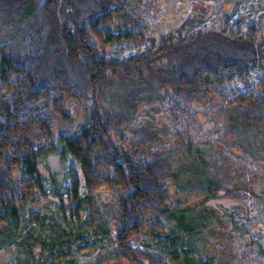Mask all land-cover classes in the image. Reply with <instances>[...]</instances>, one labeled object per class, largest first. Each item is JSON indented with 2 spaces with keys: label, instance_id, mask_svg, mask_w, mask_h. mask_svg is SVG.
<instances>
[{
  "label": "trees",
  "instance_id": "1",
  "mask_svg": "<svg viewBox=\"0 0 264 264\" xmlns=\"http://www.w3.org/2000/svg\"><path fill=\"white\" fill-rule=\"evenodd\" d=\"M141 2L0 0V246L35 245L26 237L40 191L82 220L41 229L32 264L239 262L229 211L214 201L236 178L216 149L240 144L264 163V12L236 7L217 28L185 19L156 37L143 31ZM144 102L150 117L139 119ZM73 108L78 124L58 153L79 165L82 194L77 176L68 189L44 174L55 125ZM208 123L213 139L196 137ZM105 191L113 200L102 210ZM113 232V254L85 262ZM143 236L157 245L131 243Z\"/></svg>",
  "mask_w": 264,
  "mask_h": 264
},
{
  "label": "rangeland",
  "instance_id": "2",
  "mask_svg": "<svg viewBox=\"0 0 264 264\" xmlns=\"http://www.w3.org/2000/svg\"><path fill=\"white\" fill-rule=\"evenodd\" d=\"M236 7H238V11L245 10L250 17H256L264 12V0H142L137 9L144 17L146 26L143 31L148 35L158 37L162 34L178 32L185 19H192V24L189 27L192 26L193 29L217 28ZM124 53H129V50L125 49ZM160 103H162L161 110L168 111L171 106V102L165 100ZM143 104L142 110H149L150 104L146 102ZM74 113L73 108L67 122L62 124L57 122L55 125V131L49 140L44 174L58 179L68 189L72 185L73 177L77 176L80 180L82 194L85 192V187L79 165L70 154L66 153L60 157L58 153L62 136L72 133L77 127L78 120ZM162 114L159 111L156 113V117L159 118ZM146 117H150V114L145 111L138 118ZM132 124L134 123L131 120L128 123L129 129L126 130L128 136L132 134ZM212 126L211 123H208L203 127H196L194 135L213 139V136L216 135V127L212 128ZM166 130L169 132V127ZM215 142L216 145L217 141L215 140ZM227 144V142L223 143L216 150L221 151L225 160H230L225 163L232 166L231 170L236 182L227 187L222 194L215 196L214 201L228 209L230 219L228 226L238 242L242 244L243 249L240 250L238 264H264V182L262 181L264 163H254L247 150L240 144ZM251 181L256 186H251ZM112 200L113 194L108 191L103 192L97 198L102 210ZM60 203V197L53 196L49 192L45 194L40 191L36 194L33 204L37 216L34 226L37 230L29 233L30 239L26 237L27 241L35 243V245L30 246L31 248L25 245L20 249L17 245L3 244L0 246V264H32V250L35 252V258L38 259L44 247V238L38 233L41 232V229L49 232L45 228L49 224L55 223L59 229H69L72 224L82 225V220L77 216H71L69 210L61 211L60 208L64 204L60 207ZM113 236H115L114 232L109 236L100 235L101 239L95 245L97 248L93 254H81L85 262L91 261L98 250L113 254L112 249L115 246ZM131 243L141 248L157 245L154 240L145 236L135 239ZM112 263L128 264L119 260H112L110 264ZM103 264H107V262Z\"/></svg>",
  "mask_w": 264,
  "mask_h": 264
}]
</instances>
